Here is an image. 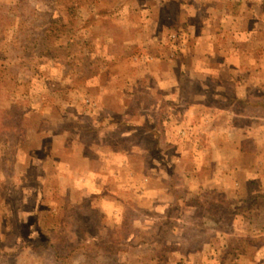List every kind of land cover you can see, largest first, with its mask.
Segmentation results:
<instances>
[{
	"label": "rangeland",
	"instance_id": "1",
	"mask_svg": "<svg viewBox=\"0 0 264 264\" xmlns=\"http://www.w3.org/2000/svg\"><path fill=\"white\" fill-rule=\"evenodd\" d=\"M0 264H264V0H0Z\"/></svg>",
	"mask_w": 264,
	"mask_h": 264
},
{
	"label": "crops",
	"instance_id": "2",
	"mask_svg": "<svg viewBox=\"0 0 264 264\" xmlns=\"http://www.w3.org/2000/svg\"><path fill=\"white\" fill-rule=\"evenodd\" d=\"M219 148L226 149V151H227L226 154H228V153H229V149H231V147H230L229 145H228V146L225 145V147H224V146H223V147H220V146H219ZM238 148H241V147H238ZM226 158H227V156L224 157V159H226Z\"/></svg>",
	"mask_w": 264,
	"mask_h": 264
}]
</instances>
